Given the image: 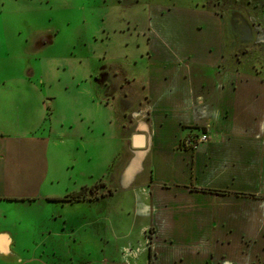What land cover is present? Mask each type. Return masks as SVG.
<instances>
[{"label": "rangeland", "instance_id": "obj_1", "mask_svg": "<svg viewBox=\"0 0 264 264\" xmlns=\"http://www.w3.org/2000/svg\"><path fill=\"white\" fill-rule=\"evenodd\" d=\"M182 37L191 51L195 42L213 45L212 53L220 48L228 60L239 54L242 63L235 59L233 71L252 72L253 65L264 66V0H0V65L42 85L48 110L39 137L50 164L44 182L42 157L40 189L25 190L37 197L0 205V228L12 238L9 260L0 257V264H103V257L105 264H148L151 237L157 264L192 249L182 238L170 244L160 231L145 156L127 144L130 131L146 127L140 83L132 81L145 69L136 61L145 64L151 52L177 53L189 44L177 42ZM125 85L133 90L127 98ZM204 132L194 127L181 141ZM83 133L87 153L76 150ZM78 186L93 188L88 196H107L73 209L74 234L63 225L53 236L64 215L52 203L69 202L54 196ZM224 250L215 248L211 264H264V252L239 250L233 259ZM207 255L189 256L203 261Z\"/></svg>", "mask_w": 264, "mask_h": 264}, {"label": "crops", "instance_id": "obj_2", "mask_svg": "<svg viewBox=\"0 0 264 264\" xmlns=\"http://www.w3.org/2000/svg\"><path fill=\"white\" fill-rule=\"evenodd\" d=\"M179 41L189 44L175 54L151 52L145 64L136 61L145 69L132 81L140 83L146 127L130 131L127 137L129 148L145 156L146 188L149 199L160 204V231L170 244L172 239L182 238L192 248L174 253L165 263L211 264L217 246L233 259L239 250L264 252V66L253 65L247 73L239 72V67L233 71L235 59L238 66L242 63L239 54L228 60L220 48L212 53L213 45L199 47L194 42L191 51L187 38ZM256 67L262 68V75L256 73ZM120 88L125 98L132 95V86ZM109 103L107 99L103 105ZM47 110L41 84L22 74H10L0 65V205L24 204L37 197L35 191L25 190L37 185L40 189L42 157L44 182L50 176L47 143L39 137ZM128 114L131 124L135 119ZM194 127H202L210 135V141L197 150L183 147L181 141ZM67 135L70 141L74 133ZM136 135L144 136L142 147L134 146ZM87 136L83 133L79 138L82 145L76 144V150L90 152L84 143ZM128 181L134 187V181ZM85 202L93 201L52 203L64 215L53 236L63 225L67 233H75L72 211ZM4 230L0 228V236H9ZM9 238L7 249L0 247V257L7 260ZM149 239L153 250V238ZM195 251L208 255L197 261L189 256ZM153 256L157 264L155 253Z\"/></svg>", "mask_w": 264, "mask_h": 264}, {"label": "trees", "instance_id": "obj_3", "mask_svg": "<svg viewBox=\"0 0 264 264\" xmlns=\"http://www.w3.org/2000/svg\"><path fill=\"white\" fill-rule=\"evenodd\" d=\"M104 184V183H103ZM105 186V185H103ZM93 188H88V187H82L80 190L72 193L69 197H65L64 199H62V201H70V202H76V201H83V200H97L100 197H105L106 194H102L100 196H88V191L92 192ZM109 194L112 195V191L109 190ZM149 245V263L148 264H152V257H153V253H152V247H151V240L149 239L148 242Z\"/></svg>", "mask_w": 264, "mask_h": 264}, {"label": "built area", "instance_id": "obj_4", "mask_svg": "<svg viewBox=\"0 0 264 264\" xmlns=\"http://www.w3.org/2000/svg\"><path fill=\"white\" fill-rule=\"evenodd\" d=\"M209 138L210 136L207 132L199 133L195 136L186 137L182 142V146L194 150L198 148L199 145L208 141Z\"/></svg>", "mask_w": 264, "mask_h": 264}, {"label": "water", "instance_id": "obj_5", "mask_svg": "<svg viewBox=\"0 0 264 264\" xmlns=\"http://www.w3.org/2000/svg\"><path fill=\"white\" fill-rule=\"evenodd\" d=\"M144 136L143 135H136L134 137V146L135 147H142L144 145ZM10 242V238L8 235H1L0 236V247L3 249H7V245Z\"/></svg>", "mask_w": 264, "mask_h": 264}]
</instances>
